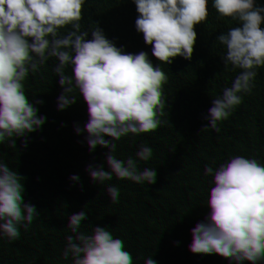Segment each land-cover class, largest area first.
<instances>
[{"label": "trees", "instance_id": "16d2710c", "mask_svg": "<svg viewBox=\"0 0 264 264\" xmlns=\"http://www.w3.org/2000/svg\"><path fill=\"white\" fill-rule=\"evenodd\" d=\"M0 264H264V0H0Z\"/></svg>", "mask_w": 264, "mask_h": 264}]
</instances>
